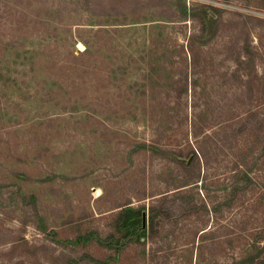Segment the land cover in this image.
Returning <instances> with one entry per match:
<instances>
[{"label":"rangeland","instance_id":"1","mask_svg":"<svg viewBox=\"0 0 264 264\" xmlns=\"http://www.w3.org/2000/svg\"><path fill=\"white\" fill-rule=\"evenodd\" d=\"M3 227L0 264L264 261V0H0Z\"/></svg>","mask_w":264,"mask_h":264},{"label":"trees","instance_id":"2","mask_svg":"<svg viewBox=\"0 0 264 264\" xmlns=\"http://www.w3.org/2000/svg\"><path fill=\"white\" fill-rule=\"evenodd\" d=\"M173 212L165 201L154 203L148 208V216L145 222L140 211L133 208H123L113 217L112 231L105 238H101L95 232L80 237V239L87 242L96 241L100 246L113 250L116 254H121L131 243H139L145 236L154 239L159 233L161 224L166 219L171 218ZM2 233H9L7 227L0 228V237L4 236ZM13 240L9 242L11 243ZM1 244L5 243L0 241ZM88 258L93 264H110L108 261L95 259L91 256ZM258 264H264V261H259Z\"/></svg>","mask_w":264,"mask_h":264}]
</instances>
